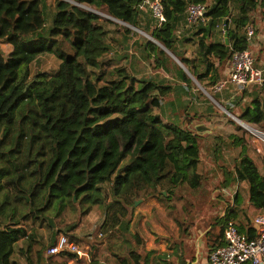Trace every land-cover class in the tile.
Returning a JSON list of instances; mask_svg holds the SVG:
<instances>
[{
	"label": "trees",
	"instance_id": "trees-1",
	"mask_svg": "<svg viewBox=\"0 0 264 264\" xmlns=\"http://www.w3.org/2000/svg\"><path fill=\"white\" fill-rule=\"evenodd\" d=\"M74 1L149 33L227 111L264 129V80L245 86L227 82L220 91L213 90L224 78L220 70L232 54L248 48L247 25L255 23L253 15L264 0H161L166 19L160 26L145 0ZM198 2L206 4V19L188 24L187 5ZM44 9L45 0H0V43L10 46L7 53L0 51V264H21L17 252L27 264L35 259L37 264H77L68 263L80 260L74 252L47 250L60 233L78 242L67 219L77 210L72 220L77 224L94 207L103 211L102 227L110 230V238L132 244L126 255H117L120 264H140L134 248L142 236L129 231L127 206L142 195L169 200L180 185L200 188V137L216 140L212 153L223 183L245 181L249 203L264 214V176L245 152L243 139L235 134L222 139L212 129L199 131L195 121L216 116V106L205 95L203 103H197L199 90L185 72L184 83L159 76L155 69L168 72V66L175 64L164 49L132 28L66 0H55L50 24ZM225 18L228 51L222 29ZM216 25L218 33L206 42ZM179 27L202 33L193 41L194 52L183 48L190 38L180 39ZM45 54L59 59L56 71L33 73L32 63ZM211 58L218 61L216 66ZM115 60L119 63L107 66ZM136 62L142 66L147 62L154 73L138 77L140 70L131 72ZM231 92L235 94L227 101ZM167 99L182 108L181 117H164ZM231 144L240 149L226 169L223 150ZM231 218L232 212L226 211L212 224L220 226L217 233L207 235L213 249L224 244L225 225ZM58 223L67 228L55 229ZM42 226L47 239L40 232ZM254 232L250 225L244 234L253 238ZM170 245L175 253H183L181 243ZM89 249V264H94L96 254L92 246ZM166 257L159 252L148 257L149 264H177Z\"/></svg>",
	"mask_w": 264,
	"mask_h": 264
},
{
	"label": "crops",
	"instance_id": "crops-1",
	"mask_svg": "<svg viewBox=\"0 0 264 264\" xmlns=\"http://www.w3.org/2000/svg\"><path fill=\"white\" fill-rule=\"evenodd\" d=\"M260 8L264 11V6ZM143 10H145V6L143 7ZM256 13H254L253 15L255 23L247 25V28L252 27L254 31L253 36L249 41L248 48L252 51L258 63L257 65H260L264 61V13ZM218 29L219 26L216 25L214 30L208 34L205 41L210 42L211 40H213V38L218 33ZM177 34L179 35L178 37L180 39H184L183 41H186L187 38H200L202 35V33L200 32L193 34L192 32L185 31L182 27H179V29L177 30ZM191 43V41L183 42V48H185L186 45L190 46ZM212 63L214 64V66H216L218 64V61L213 58ZM168 67V72L163 68H157L155 69V71L159 72V76H172V79H174L173 77L176 78V83H184L182 71L185 72V70L183 69V67H181L176 61L175 65L172 64ZM220 73L221 76H224V78H222L221 80L227 79L229 73V64L222 68L220 70ZM234 94L235 93L231 92L230 95L225 96V99L228 101L234 96ZM169 100L170 99H167L163 104L164 117L167 119H176L177 117H181L180 112L183 111L182 108H177L176 106L171 105ZM199 123L202 124L200 127H198L199 124L195 123L196 127L199 130L202 131L204 127L208 128V126L204 124L205 122ZM229 125L230 126L229 128H227V133L238 134V131L234 130V125L232 123H229ZM202 141H204V139L200 137L198 139V142L201 150L202 147L206 146L204 142L201 146L200 142ZM211 146L212 145H210V147ZM246 152L250 157L256 160V156H254L247 150ZM240 185L242 189H237L234 193V196L229 197V194H226V190L223 189V191L221 192L217 191L216 193H214L208 200H198L193 214L189 216L185 227L182 228L181 233L178 224L166 217L164 209H161V212L163 217H165L166 219L163 218V222L161 221L157 223L152 221L150 224L148 220H151L149 218L151 215V207L137 208L133 212V217L131 218V221L129 223V231L131 233L137 231L142 236L141 243L137 245L136 248H134V250L138 248V252L140 253V264H149L151 262L150 258L154 255H157L159 252L167 253L168 257L166 258H169V260L174 261L177 264H185V261L187 262V264H210L208 260V253L213 249V245L211 241L208 240L207 235H209V233L214 234L219 231L220 226L216 225L212 227V224L217 217L223 216L226 211L232 212L233 218H231V220L236 223L237 227L240 228L243 234L246 232L248 226L253 225L255 229L254 235L257 236L258 225L254 223V218L262 212L249 203L247 183L245 181H242ZM236 195H238L237 198H235ZM151 204L154 203L152 202ZM137 214H143L145 216L144 220L138 221L140 217L139 215L137 216ZM71 233L77 240H79L80 243H84V246L86 247H89V243L86 239L90 238V234H94V232H89L87 233L88 236H85V234H82L80 228H76L75 230L71 231ZM61 234L62 233H60L59 235ZM173 243H181L183 252L182 254L175 253L174 247L170 245ZM93 244L91 245L92 252L96 254L92 257V261L94 264H120V260L117 258V255H126V252L132 249L131 243L124 242L123 239H118L116 236L110 238L107 234H105L104 240L97 243L95 247H93ZM151 250H154L155 253L147 256V253ZM21 256L22 257L18 255L19 262L21 264H27L24 256ZM90 261L91 259L89 257H86L80 258V260L70 259L68 263L76 262L77 264H89ZM33 263L37 264L36 259L33 260Z\"/></svg>",
	"mask_w": 264,
	"mask_h": 264
},
{
	"label": "rangeland",
	"instance_id": "rangeland-1",
	"mask_svg": "<svg viewBox=\"0 0 264 264\" xmlns=\"http://www.w3.org/2000/svg\"><path fill=\"white\" fill-rule=\"evenodd\" d=\"M54 2H55V0H45L44 12H45V16H46V20H47L48 24H50L51 18L53 15ZM80 5H82L81 7H84V8L88 7L85 4H79L78 6H80ZM96 11H98V10H96ZM98 12H101V11H98ZM259 12L264 13V11L261 10V8L259 9ZM101 13H104V12H101ZM104 14H106V13H104ZM256 15H257V13H256ZM102 17H104V16H102ZM104 18H106V17H104ZM122 25H124V24H122ZM125 25L127 27L132 28L137 34L144 37V39H150L149 37L151 35L149 33L145 32L141 29H136L134 26H131L129 24H125ZM152 38H154V37H152ZM196 39H198V38H196ZM196 39H190L189 41L192 42L191 45L190 46L186 45L189 52L195 51V47H196L195 44L196 43H194L193 41ZM154 40H156V39L154 38ZM157 42H154V43L157 44L162 49L165 48L159 41H157ZM9 48H10V46L8 44L0 43V51H2L3 53H7ZM117 48H118V50H120V46H117ZM166 52L171 56V58L173 59V62L176 61L181 67H183V69L187 73V76L193 82V84L191 86L196 87L200 91V92L199 91L195 92V93H197V96H198L197 103H200V104L203 103V99H201V97H203V95H205V97H208L210 99V101H212V103H214V105L217 107V108L214 107L213 109H214V112L218 113V114L216 116L212 117V119L207 120L204 123L206 126H208V128L204 127L202 129L203 133H205L208 129L209 130L212 129V131H214L216 134L220 135L222 137V139H230L231 137H229V135H231V134H235L238 137L242 138L243 142H244L245 152L247 150L248 152H250L254 156H256V160L253 159L252 157L251 158L258 165V169L261 168L264 165V161L258 153H255L256 151L254 150L253 145H251V142L249 140L251 134L248 131H246L244 129V127L241 126L234 118H232L230 115H228L225 112L224 107L218 101H216V99H214V97L211 95V93L203 85H201L196 80V78L177 59V57H175L169 50ZM122 61H125V63H126L127 60H125V58H124ZM211 61H213V58H211ZM132 62H134V60H132ZM58 63H59V59L56 56H54L52 54H45L44 56H41L35 62L32 63L31 69H32L33 73L36 71H45L48 74H51V73L56 71V69L58 67ZM115 63H119V61L115 60L114 62H110V65H107V66H111ZM134 65H135V68H132L134 70H132L131 72H133L135 70H137V71L140 70L139 74L137 75L138 77H139V75L140 76L143 74L147 75L151 72L154 73L153 67L151 65H147V62L145 64L146 71L144 70L145 66L143 65L144 66L143 67L141 65V63L136 62V63H134ZM134 65H133V67H134ZM173 78L174 79H172V76H170V79L175 82L176 78L175 77H173ZM201 87H203L211 95V97L213 99L210 98V96H208L202 90ZM180 114H181V112H180ZM230 119H233L234 122H232ZM199 122H202V121H200V120L195 121V123L199 124L198 127H200L202 125ZM229 123H232L234 125V130H237L238 134H236V133L228 134L227 133V128H229V126H230ZM259 129H261V128H259ZM199 131H201V130H199ZM202 138L204 139V141L200 142L201 146H202L203 142L206 144V146L202 147L201 155H200V162L198 165V169H199V171L202 172V175H203L202 186L196 190H190L188 187L180 185L174 189L173 194L170 196L169 200L160 201L154 197L146 198L144 195L140 196V198H137L134 200L133 204L127 206L128 213H127L126 219L129 220V223L131 221V218L133 217V212L139 207H146V208L151 207V215L149 217L151 220H148V222L150 224L152 221L155 223L161 222V221L163 222V218L164 219H166V218L163 217L161 209H164L166 217L171 219L176 224H178V226L180 227V233H181L182 228L185 227L189 216L191 214H193L194 208H195L198 200H208V199H210V197L214 193H216L217 191L221 192V191H223V189H225L227 192L226 194H229V197H231V196H234V193L236 192L237 189H239V190L242 189L241 185H240L241 182H238L235 184H231L230 182L225 183V184L223 183V180H224L223 172L217 166L215 159L213 157V153H212V146L217 142L213 138H211V139L210 138H204V137H202ZM246 138H248V140ZM210 145H212V146L210 147ZM252 147H253V150L255 152L252 150ZM239 149L240 148L238 146L233 145V144H231L229 146H224L223 157H224L225 162L228 165V166H226V169H228V167L229 168L231 167L230 165L234 162V158L237 157ZM162 192L165 193V191H162ZM203 192H205V193H203ZM198 193H200V194H198ZM107 200L108 201L110 200V196L108 197ZM136 200H137V202L135 203ZM152 202L154 204H151ZM138 215L140 217L138 219V221H143L145 216L143 214L142 215L137 214V216ZM77 216H78V212L76 210V214L74 216L70 215V218L67 219V222L71 221V223H69L68 227L72 231L75 230L76 228H80V230L82 231V234H85V236H88L87 233H89V232H91V233L94 232L93 235L90 234V238L86 239L89 243V247L84 246V243H82V242L81 243L79 241H78V243L76 242L80 247L88 249V252H89V250H90L89 248L91 247V245L94 243L93 245L96 246L97 243L102 242L104 240L105 234L109 235L110 230L104 229V226L102 227V222H103L104 216H103V211L101 210L100 207H98V208L94 207L92 210H90L79 223H77V224L72 223L73 222L72 220L76 219ZM58 227H61L64 229L67 228V227L62 226L59 223L55 225V229H57ZM40 232H42L43 237H45V238L47 237V230L44 229L43 226L40 228ZM135 232H137V231H135ZM16 255H20V257H22L21 254H19L18 252L16 253ZM89 257H90V252H89Z\"/></svg>",
	"mask_w": 264,
	"mask_h": 264
},
{
	"label": "built area",
	"instance_id": "built-area-1",
	"mask_svg": "<svg viewBox=\"0 0 264 264\" xmlns=\"http://www.w3.org/2000/svg\"><path fill=\"white\" fill-rule=\"evenodd\" d=\"M151 15L157 26L165 22L164 5L161 0H145ZM205 3H189L185 11V19L188 24H197L206 19ZM253 28H247V39L251 40ZM252 51L247 48L235 51L229 62L228 78L220 80L213 86L214 91L225 88L227 82L245 86L249 82L261 84L264 80V61L257 65ZM246 123V122H245ZM251 136L249 138L254 150L264 160V129L261 130L255 125L246 123L243 125ZM258 225V235L248 238L239 232L236 223L229 219L224 229V244L210 250L208 260L210 264H264V214H258L254 218ZM68 250L76 253L78 258L89 257L88 249L80 247L75 241L70 240L66 235L58 236L56 242L48 247L49 254H58Z\"/></svg>",
	"mask_w": 264,
	"mask_h": 264
},
{
	"label": "water",
	"instance_id": "water-1",
	"mask_svg": "<svg viewBox=\"0 0 264 264\" xmlns=\"http://www.w3.org/2000/svg\"><path fill=\"white\" fill-rule=\"evenodd\" d=\"M66 1H68V2H70V3H73V4H75V5H79L80 3H77L76 1H74V0H66ZM80 6H82V5H80ZM87 9H89V10H91V11H93V12H95V13H97V14H99V15H101V16H104V17H106V18H109V19H112V20H116L117 22H119V23H121V24H126V23H124L123 21H121V20H118V19H116V18H114V17H112V16H110V15H107V14H104V13H101V12H98V11H96L95 9H92V8H89V7H86ZM227 21H228V19L227 18H225L223 21H222V29H223V39H224V43H225V45H226V50L228 51L229 50V40H228V26H227ZM136 28V27H135ZM136 29H139V28H136ZM150 36V35H149ZM150 38V40H152L153 42H157L156 40H154V38H152L151 36L149 37ZM158 43V42H157ZM164 50L165 51H168L166 48H164ZM202 88V90L208 95V96H210V98H212L211 97V95L203 88V87H201ZM213 99V98H212ZM224 110H225V112L228 114V115H230L232 118H234L241 126H243V125H245L246 123L245 122H243L242 120H240L239 118H237L236 116H234L233 114H231L229 111H227L225 108H224ZM259 170V172H260V174L262 175V176H264V165L261 167V168H259L258 169ZM74 200H75V197L73 198ZM140 200V199H139ZM137 202V200L135 201V203Z\"/></svg>",
	"mask_w": 264,
	"mask_h": 264
}]
</instances>
